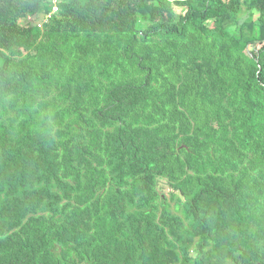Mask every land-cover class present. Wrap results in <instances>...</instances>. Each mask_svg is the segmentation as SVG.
I'll return each instance as SVG.
<instances>
[{"label":"trees","instance_id":"obj_1","mask_svg":"<svg viewBox=\"0 0 264 264\" xmlns=\"http://www.w3.org/2000/svg\"><path fill=\"white\" fill-rule=\"evenodd\" d=\"M0 264H264V0H0Z\"/></svg>","mask_w":264,"mask_h":264},{"label":"rangeland","instance_id":"obj_2","mask_svg":"<svg viewBox=\"0 0 264 264\" xmlns=\"http://www.w3.org/2000/svg\"><path fill=\"white\" fill-rule=\"evenodd\" d=\"M176 13H180V10L176 9ZM168 192L167 187L163 186L162 193L166 194Z\"/></svg>","mask_w":264,"mask_h":264},{"label":"built area","instance_id":"obj_3","mask_svg":"<svg viewBox=\"0 0 264 264\" xmlns=\"http://www.w3.org/2000/svg\"><path fill=\"white\" fill-rule=\"evenodd\" d=\"M55 3H56V2H53L54 7H53V9H52V13H51V14H55V13H57V8H56V6H55Z\"/></svg>","mask_w":264,"mask_h":264}]
</instances>
